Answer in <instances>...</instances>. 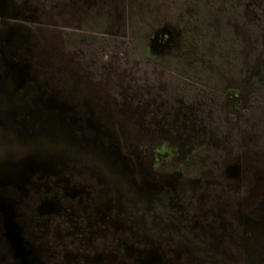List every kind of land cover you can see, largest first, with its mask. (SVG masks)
I'll use <instances>...</instances> for the list:
<instances>
[{
    "label": "flooded vegetation",
    "instance_id": "1",
    "mask_svg": "<svg viewBox=\"0 0 264 264\" xmlns=\"http://www.w3.org/2000/svg\"><path fill=\"white\" fill-rule=\"evenodd\" d=\"M31 1L0 0V264H264V163L238 164L236 139L196 141L197 120L235 122L264 154V103L242 107L227 25L238 0ZM121 38L178 76L135 111L130 146L110 143L90 81Z\"/></svg>",
    "mask_w": 264,
    "mask_h": 264
},
{
    "label": "rangeland",
    "instance_id": "2",
    "mask_svg": "<svg viewBox=\"0 0 264 264\" xmlns=\"http://www.w3.org/2000/svg\"><path fill=\"white\" fill-rule=\"evenodd\" d=\"M238 2V10L235 16L233 14H228L226 17L228 19L227 25L232 27V39L238 45L240 52V72L243 79L241 83H239L242 85L240 94L243 98V107L246 106L245 104L248 102L247 95L250 96L251 100L257 102L263 101L262 103H264V0H238ZM31 3V0H16V4L13 5V7L14 10L19 9L21 6L27 8ZM15 21L16 20H11L10 23L14 30L15 28H19L18 25L20 23H15ZM106 25L108 26V24ZM203 25L206 26L207 24L204 23ZM31 53H33V51ZM39 60L34 62L38 63ZM186 62L188 61L186 60ZM103 63L102 65L104 66H101L99 75L95 77L96 80L91 78L90 81L96 83L100 88V92H98L97 96L102 99V103L105 105L106 126L109 127V130L107 129L106 132H110L111 144H116L117 142L122 143L121 141H123L130 146V142L134 136L133 131H135V129H133L135 126L133 121L139 122L140 112L144 113V111H146L148 114L151 107L154 106L156 97L159 95L158 91L156 92L153 90H158L160 87L164 86V84H167L169 79H177L178 76L169 78L167 72L165 73L159 66L142 58L138 50L128 45V42L123 38H121V53L116 58L106 57ZM50 77V74L38 76L36 81L39 83V78L40 81H50ZM17 79L18 78L15 79L14 83ZM18 81L19 84L22 82L20 79H18ZM247 84L249 86L246 90L245 85ZM131 89L136 90V100L139 109H133V104L128 98L131 94ZM112 90L117 91L113 93ZM29 97L30 93L27 91L26 96L22 97V99L28 100ZM117 100H119V102H117ZM223 105L225 106V98L223 100ZM137 110H139V113H135ZM261 111H264V108H260V112ZM262 113H259L256 117H261L259 120L261 119L264 123V114ZM184 115L186 116V113ZM179 117L181 119L184 118L183 115ZM198 117L199 115L197 114V118ZM252 119L251 115L250 117L246 116L244 119L245 125L246 123H252ZM237 126L238 123L235 122H233L232 125L224 122L221 124V132L216 134L215 131L210 130L209 126L198 123L197 120V147L211 146L212 144V147L215 149L225 150L226 146L231 141L229 139H236L235 141L238 142L240 153V162L238 164L244 165L247 169L264 163L263 146H261L262 148L257 145L253 146L252 143L258 140L252 139L250 135L248 137L247 134H242V130H239L240 128H237ZM112 133L120 136L121 139L119 141H117V139L114 140ZM153 134H138L139 138L137 139H140L143 145L148 144L150 147L155 148L153 145H155L157 139H155ZM181 147V150L187 149L186 144H182ZM117 149H119V147ZM97 163H100V161H97ZM211 163L209 164L210 166L212 165Z\"/></svg>",
    "mask_w": 264,
    "mask_h": 264
},
{
    "label": "water",
    "instance_id": "3",
    "mask_svg": "<svg viewBox=\"0 0 264 264\" xmlns=\"http://www.w3.org/2000/svg\"><path fill=\"white\" fill-rule=\"evenodd\" d=\"M19 79V78H18ZM18 79L16 80V82H15V84L17 85V84H19V81H18Z\"/></svg>",
    "mask_w": 264,
    "mask_h": 264
},
{
    "label": "trees",
    "instance_id": "4",
    "mask_svg": "<svg viewBox=\"0 0 264 264\" xmlns=\"http://www.w3.org/2000/svg\"><path fill=\"white\" fill-rule=\"evenodd\" d=\"M187 1V3H190L191 1H193V0H186Z\"/></svg>",
    "mask_w": 264,
    "mask_h": 264
}]
</instances>
